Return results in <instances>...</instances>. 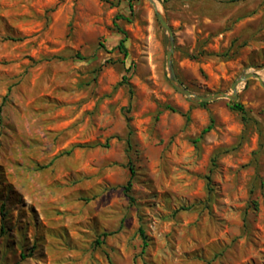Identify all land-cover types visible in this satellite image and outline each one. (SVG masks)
Returning <instances> with one entry per match:
<instances>
[{"label":"rangeland","instance_id":"1","mask_svg":"<svg viewBox=\"0 0 264 264\" xmlns=\"http://www.w3.org/2000/svg\"><path fill=\"white\" fill-rule=\"evenodd\" d=\"M108 1L0 0V264H264V86L191 102L152 3ZM154 2L189 91L264 83V0Z\"/></svg>","mask_w":264,"mask_h":264},{"label":"water","instance_id":"2","mask_svg":"<svg viewBox=\"0 0 264 264\" xmlns=\"http://www.w3.org/2000/svg\"><path fill=\"white\" fill-rule=\"evenodd\" d=\"M152 5L154 6L156 15L159 19V22L161 26L164 28L166 31L168 38H167V51H166V66H167V71H168V77H169V82L172 85V87L180 94L185 96L188 100H190L193 103H209L213 102L218 99H228L230 102L235 103L237 102L238 99V87L242 84L245 83L247 80L250 79H256L260 82L262 86H264V83L262 82L261 78L255 74V73H247V74H241L239 78L231 85L230 87V92H217L214 94H209L206 96H199L191 91H189L187 88L184 87V85L178 80L173 63H172V54L174 51V36L172 29L168 26L167 20L165 16L158 11L157 6L154 2V0H149Z\"/></svg>","mask_w":264,"mask_h":264},{"label":"trees","instance_id":"3","mask_svg":"<svg viewBox=\"0 0 264 264\" xmlns=\"http://www.w3.org/2000/svg\"><path fill=\"white\" fill-rule=\"evenodd\" d=\"M101 1H104L106 3H109L110 5H114L113 2H109L108 0H101ZM117 1L120 2L121 0H117ZM133 1H135V0H128V7H129V10H130V13L132 12V9H133V6H132V2ZM118 20L128 21L129 18H126L124 16H120V15L114 17L113 25L115 27L116 32L118 34L122 35V38L119 40L118 44L113 48V50H117L124 57H127V50L125 48L126 33L117 24V21ZM118 85H127V86H129V84L127 82V77L126 76H123L122 81H120L118 83ZM130 94H132V90L131 89H130ZM164 109L171 110V111L173 110L170 106H165ZM229 109L231 111H233V112L239 113L240 115L243 116V119H244V117L246 115V110L244 109V107L239 102L230 103L229 104ZM129 112H130V106H128V108H127V113H129ZM128 120H129V118H128ZM187 120H188V118H187ZM211 129H212V124H210L209 126H207L206 128H204L202 130L199 138H201L204 134H206L207 132H209ZM129 170H130V174L133 176V174H134L133 169L130 168ZM207 185L208 186L210 185V178L209 177H207ZM129 189H130V183H128V186L126 187V191H129ZM210 191H211V189H210ZM138 233H139V236H140V238L142 240L143 249H144V248H146L148 246L147 239H146V236H145V231H144V229L142 227H140L139 230H138Z\"/></svg>","mask_w":264,"mask_h":264}]
</instances>
